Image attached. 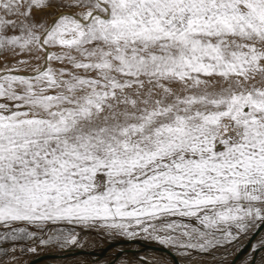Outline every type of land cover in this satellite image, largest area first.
Returning a JSON list of instances; mask_svg holds the SVG:
<instances>
[{"label":"snow or ice","instance_id":"obj_1","mask_svg":"<svg viewBox=\"0 0 264 264\" xmlns=\"http://www.w3.org/2000/svg\"><path fill=\"white\" fill-rule=\"evenodd\" d=\"M60 225L184 257L264 225V0H0V264Z\"/></svg>","mask_w":264,"mask_h":264},{"label":"bare ground","instance_id":"obj_2","mask_svg":"<svg viewBox=\"0 0 264 264\" xmlns=\"http://www.w3.org/2000/svg\"><path fill=\"white\" fill-rule=\"evenodd\" d=\"M77 234L79 245L69 246L61 254H31L23 264H138L137 261L141 260L142 263L147 261L151 262L150 264H179L172 259L168 251L152 242L126 240L83 229ZM263 249L256 252L255 264H264ZM251 255L252 252H249L226 261L225 264H249V261L253 260Z\"/></svg>","mask_w":264,"mask_h":264},{"label":"rangeland","instance_id":"obj_3","mask_svg":"<svg viewBox=\"0 0 264 264\" xmlns=\"http://www.w3.org/2000/svg\"><path fill=\"white\" fill-rule=\"evenodd\" d=\"M78 11H80V9H78L76 7H53V8L47 9L44 12H39L37 15H38V18L42 17L44 20H46L47 22L50 23L55 17H54V15H49V13H54V14L58 15L59 13H75ZM29 71H30V69H29ZM192 223H195V221H192ZM262 226L264 227V225H262ZM49 227L51 228L53 226H49ZM58 227H64L67 230H74L76 233H78L80 230L83 229V230H87V231H94V232L97 231V232L102 233L104 235H110V234H108V232L105 229H102V228L89 229V228H84L82 226H73V225H60ZM30 230L38 231L35 228H31ZM259 231H262L261 226L258 229L254 230L253 232H251L247 235H241L240 239L238 241L234 242V244L232 246L228 247L227 250L221 248L218 251H215L214 254H212V255L205 254V253H199V252L193 250L190 257H184L180 254L179 250H177L175 248L167 247L164 245H160L158 242H156L150 238H147L144 234H141L140 236H138L136 238L120 236V235L115 234V233H112L110 236L124 238L126 240L129 239V240H137V241H145V242H149V243H151V242L155 243V244L159 245L160 247H162L165 251H168V253L172 256V259L174 258V260H176V262L179 264H195V262H199V261H203L204 264H223V263L225 264L228 261H230L231 259H233V258L235 259L236 254L245 251V249L250 248V247L254 246L257 242H259V239H261V236L259 237V235H258ZM47 235H48V229H45L43 232H38V236L36 238H34L33 240H21V241H15V242L9 241L6 244H4L3 247L8 249L9 252H11V249H13V248L16 249V252H15L16 264L26 263L28 260L27 257L30 256L31 254L36 253L38 255L40 253H43L45 255V254H49L50 252H55L56 254H58V253L61 254L62 252L65 251V249H67L69 247V246H67L65 248H61L58 244H55V243L48 244V245L39 244V239L40 238L46 239ZM29 247H36V249H37L36 252L33 253V252L27 251V249ZM7 259L9 260V262L11 264L12 257L9 256ZM141 261H143V260H141ZM141 261H137V262H139L138 264H150L151 263V262H147V261H144L145 263H142Z\"/></svg>","mask_w":264,"mask_h":264},{"label":"water","instance_id":"obj_4","mask_svg":"<svg viewBox=\"0 0 264 264\" xmlns=\"http://www.w3.org/2000/svg\"><path fill=\"white\" fill-rule=\"evenodd\" d=\"M262 241V240H261ZM261 241L257 242L254 246H257L261 243ZM254 246H252L251 248H249L248 250L244 251L243 252H240L238 254L235 255V257H239V256H244L245 254H248L249 252H252V255H251V259H254L256 257V252L260 251L262 248H259L258 250L254 251ZM247 252V253H246Z\"/></svg>","mask_w":264,"mask_h":264},{"label":"crops","instance_id":"obj_5","mask_svg":"<svg viewBox=\"0 0 264 264\" xmlns=\"http://www.w3.org/2000/svg\"><path fill=\"white\" fill-rule=\"evenodd\" d=\"M262 227V231H259V237L261 236V239H259V241H264V239H263V237H264V227L263 226H261ZM254 242V241H253ZM257 242V241H256ZM255 244V243H254ZM262 252L264 253V249L262 250Z\"/></svg>","mask_w":264,"mask_h":264}]
</instances>
